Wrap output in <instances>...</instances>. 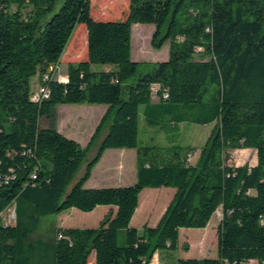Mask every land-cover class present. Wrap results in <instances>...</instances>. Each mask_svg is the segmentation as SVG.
I'll return each mask as SVG.
<instances>
[{
    "label": "trees",
    "instance_id": "16d2710c",
    "mask_svg": "<svg viewBox=\"0 0 264 264\" xmlns=\"http://www.w3.org/2000/svg\"><path fill=\"white\" fill-rule=\"evenodd\" d=\"M137 24L156 26L168 60H134ZM64 62L67 80L45 81ZM34 77L48 98L33 100ZM80 104L109 107L87 147L58 130V108ZM142 106L151 127L214 124L196 163L195 147L142 144ZM108 149L136 150L137 182L86 188ZM247 149L257 164L233 165ZM163 187L176 193L159 224L134 228L142 192ZM99 206L117 212L98 228L38 234L48 216ZM220 209L218 258H178L181 229L207 228ZM94 253L96 264H264V0H0V264H94Z\"/></svg>",
    "mask_w": 264,
    "mask_h": 264
},
{
    "label": "rangeland",
    "instance_id": "374dc122",
    "mask_svg": "<svg viewBox=\"0 0 264 264\" xmlns=\"http://www.w3.org/2000/svg\"><path fill=\"white\" fill-rule=\"evenodd\" d=\"M103 1V0H102ZM125 2V0H121ZM128 7H129V0ZM99 3L93 6V14L97 12ZM111 15L116 16V14ZM107 20V19H106ZM115 20V19H109ZM85 27V26H82ZM81 29V28H79ZM156 30L155 25L151 24H137L133 27V56L135 55V61L141 62H158L165 61L170 55V45L166 44L161 50L155 49L152 46V39ZM71 52H78V56L74 58V61H79L86 57V52L81 46H79L76 41L71 46ZM144 56V57H142ZM134 58V57H133ZM166 58V59H165ZM103 66H95L96 69H101ZM68 65L66 62L63 63L61 67V78L67 77ZM66 79V78H64ZM32 85L34 92L38 91L39 86L36 84V77L32 79ZM124 98H128V93L125 92ZM80 107L87 109L79 113L84 114V118H94L98 117L104 112L103 105H92V104H80ZM89 107V108H88ZM144 106L141 107V112L144 110ZM94 111H90V110ZM65 112L62 110V117L64 118ZM72 115L68 112V116ZM86 116V117H85ZM88 120V119H87ZM68 125L70 127L74 126L73 121L69 120ZM89 124H87L88 126ZM42 128L47 127V120L42 119ZM92 126V124L90 125ZM214 124L200 125L194 123H183L179 128L163 129L161 127H151L146 124L141 116V128H140V141L143 145H167L171 142L179 144L182 146L195 147L198 151L190 158V162L196 163L201 149L208 142L210 135L213 131ZM72 129V128H71ZM120 151L119 149H108L105 152V158L101 163H99L95 170L94 176L91 178L88 187L86 188H115L118 186H130L133 184V169L134 163L126 168H115V163L113 161V153ZM135 151V150H134ZM232 164L241 166L245 164H250L252 166L256 165L258 162L257 153L254 149H248L247 151L236 150L232 152ZM136 167V166H135ZM137 173V168L135 169ZM120 175H122L120 177ZM154 192L155 194H152ZM176 190L174 188H159L145 189L141 196V205L139 211L136 213L132 226L142 230L146 224L150 227H156L160 222L162 216L164 215L167 206L171 203ZM147 198V200H145ZM143 201V202H142ZM103 210H97L96 212H83L78 209H72L71 211L64 212L60 215L48 216L43 220L42 226L38 232L39 235L46 236L50 224L57 223L62 224L66 221L68 216L72 217L80 228H98L100 226L101 219L104 215ZM11 211L5 214V218L10 221ZM222 209H220L217 214L212 219L210 225L206 230H186L193 232H184L180 236L181 245L183 249L177 254L178 258L184 259H217L218 258V224L222 219ZM206 231V232H205ZM190 239L191 245L188 244L187 240ZM207 239V240H206ZM188 245L189 249L185 248ZM191 246V248H190ZM92 258H95L94 255ZM168 257L165 256L163 259L164 264H169ZM158 263V256L152 264ZM251 264H256V262H251Z\"/></svg>",
    "mask_w": 264,
    "mask_h": 264
},
{
    "label": "crops",
    "instance_id": "0c3cea01",
    "mask_svg": "<svg viewBox=\"0 0 264 264\" xmlns=\"http://www.w3.org/2000/svg\"><path fill=\"white\" fill-rule=\"evenodd\" d=\"M133 57H134V60H135V58H136L135 55ZM64 78H66V77L64 76ZM66 80H67V78H66ZM36 84H37V87H38L39 86V78L38 77H36ZM154 99H156V98H154ZM103 106H104V109H103L104 112L101 115H99L97 118L96 117H94V118H89V117L84 118V114L79 113V111L82 112V111H86L87 109H84V107H80L78 105H62V106H60L58 108V130L64 136L79 142L83 147H87L89 142L91 141L94 133L96 132V129L99 126L101 120L103 119V117L105 116V114L107 113V111L109 109L108 106H106V105H103ZM62 110H64V112H65L64 118L62 117ZM88 110H90V109H88ZM90 111H94V110H90ZM68 112L69 113L71 112L72 115L68 116ZM141 116L143 117V120H145V118H144V110H143V112H141ZM69 120H72L73 124L75 123L74 126L70 127L68 125V123H69L68 121ZM87 124H89V125L87 126ZM91 124H92V126H90ZM47 125H48V123H47ZM140 128H141V117H140ZM171 143H175V142H171ZM170 144H167V145H170ZM256 153H257V151H256ZM113 156H114L113 161L115 163L114 164L115 168H120V169L121 168H126V167L130 166L131 163H134V168L135 169L137 168V167H135L136 166V159H137L136 150L134 151L133 149H123V150H120V151H116V153H113ZM104 158H105V155L103 156V158L100 161V163L103 161ZM135 169H133V177H132L133 184L132 185H134L137 182V173L135 172ZM93 176H94V171H93L92 177ZM121 176L122 175H120V177ZM90 180L86 184V187H88V184H89ZM118 187H121V186H118ZM122 187H124V186H122ZM152 194H155V193L152 192ZM145 200H147V198ZM141 204L142 203H141V200H140V205ZM167 208H168V206H167ZM111 209H113L115 212H117V208L116 207H110V206H99L93 212H96L97 210H103V214L102 215H104L103 216V218H104L106 216V214H108ZM138 211H139V208H138L137 212ZM103 218L101 219V221L103 220ZM78 225L79 224H77L74 220H72L71 216H68L67 220L63 221L62 224H60V225L58 224L59 227L80 228ZM146 225H149V224H146ZM218 226H219V224H218ZM206 229L207 228H205V229H195V230H206ZM186 230H193V229H181L180 236L184 232H186V233L187 232H193V231H186ZM187 242H188V244L191 245L190 239H188ZM190 248H191V246H190ZM181 249H183V245H181V240H180V251H181ZM93 255H94L95 258H91V259H92L93 263L96 264V254L94 253ZM93 255H92V257H93ZM156 256H158V263L157 264H164L163 261L160 262L159 255L157 254ZM154 260H155V258H154Z\"/></svg>",
    "mask_w": 264,
    "mask_h": 264
},
{
    "label": "built area",
    "instance_id": "2783aa9c",
    "mask_svg": "<svg viewBox=\"0 0 264 264\" xmlns=\"http://www.w3.org/2000/svg\"><path fill=\"white\" fill-rule=\"evenodd\" d=\"M52 75H58L61 79V68L59 66L51 67L50 74L45 76V81L49 80ZM48 98V88L46 86L39 85L38 91L33 93V100L40 101L42 99ZM15 218V212L11 211L10 220Z\"/></svg>",
    "mask_w": 264,
    "mask_h": 264
},
{
    "label": "water",
    "instance_id": "95a60500",
    "mask_svg": "<svg viewBox=\"0 0 264 264\" xmlns=\"http://www.w3.org/2000/svg\"><path fill=\"white\" fill-rule=\"evenodd\" d=\"M104 137H105V135H103L101 137V139L97 142V144L95 145V147L92 149V151L88 155L87 161L83 165L82 169L80 170V172H79V174H78V176L76 178V182L78 180H80L85 175L88 165L97 156V154H98V152L100 150L101 144H102V142L104 140Z\"/></svg>",
    "mask_w": 264,
    "mask_h": 264
},
{
    "label": "bare ground",
    "instance_id": "6f19581e",
    "mask_svg": "<svg viewBox=\"0 0 264 264\" xmlns=\"http://www.w3.org/2000/svg\"><path fill=\"white\" fill-rule=\"evenodd\" d=\"M142 57H144V56H142Z\"/></svg>",
    "mask_w": 264,
    "mask_h": 264
}]
</instances>
